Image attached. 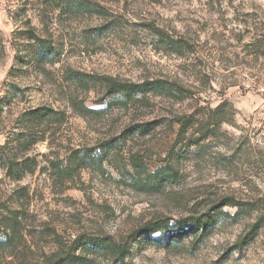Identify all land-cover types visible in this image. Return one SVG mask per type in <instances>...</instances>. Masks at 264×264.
Wrapping results in <instances>:
<instances>
[{"label": "rangeland", "instance_id": "1", "mask_svg": "<svg viewBox=\"0 0 264 264\" xmlns=\"http://www.w3.org/2000/svg\"><path fill=\"white\" fill-rule=\"evenodd\" d=\"M43 107L57 116L20 118ZM18 135L36 141L14 152L28 161L13 179L1 147ZM162 167L179 180L148 188ZM207 215L196 233L172 228ZM68 255L264 264V0H0V264Z\"/></svg>", "mask_w": 264, "mask_h": 264}, {"label": "trees", "instance_id": "2", "mask_svg": "<svg viewBox=\"0 0 264 264\" xmlns=\"http://www.w3.org/2000/svg\"><path fill=\"white\" fill-rule=\"evenodd\" d=\"M253 36V42L248 41V45L254 44L255 42H259L260 46L262 47V41L260 39H257V35L254 34ZM257 39V40H256ZM246 45V46H248ZM252 46V45H251ZM254 47V45H253ZM50 52L44 53V57H47ZM42 55V56H43ZM153 83L147 82L145 84H117V83H110L108 87V92L113 93L115 91H120L126 96L132 95L136 90L139 91L143 89L145 86H151ZM144 85V86H143ZM224 104L221 103L217 106V108L214 110V113L218 114V117H222L221 111L223 109ZM57 111H55L52 108L49 107H43V108H36L32 109L30 111H27L22 114L20 117L25 121V124L31 123L32 127L38 126L40 122L48 121L52 119L53 116H57ZM20 119V120H21ZM183 126L184 123H181ZM209 128V127H208ZM207 133H203V138L207 137ZM36 140H28L24 139L23 141L20 140L19 135L13 139L6 141V143L1 147V153H3V157H5V160L3 161L4 165L6 166V173L13 179H20L27 168H22L21 166L28 161L27 158L23 160V162H19V157L14 152L18 150L27 151L28 145H32ZM26 145V146H25ZM4 149H7V151H4ZM7 155V156H6ZM180 173L178 170H175L171 167H162L158 171H156L149 179L146 181V186L148 188H159L163 183H172L179 180ZM231 203V202H229ZM234 207H240L239 204L231 203ZM238 209V208H237ZM240 210H236L233 217H237ZM212 218L207 215L206 217H197V218H185L182 222L177 223L175 226H172L174 230L178 229H187V231L191 233H196V231L200 229H205L207 227V223ZM168 222H156L153 225L149 226L148 228H145L144 230H141V233L143 232V235H147L148 233H154L156 231L161 232L162 234L166 233ZM138 237V235H137ZM79 243L82 247L86 248L87 250L91 252H110L116 257L123 258L124 255L128 252V249L123 246L122 248L116 246V244L106 238H83L82 240H79ZM79 259L81 260V257L75 256V255H68L64 258H59L54 262L55 264H78Z\"/></svg>", "mask_w": 264, "mask_h": 264}]
</instances>
